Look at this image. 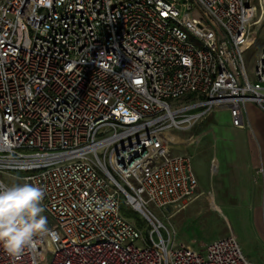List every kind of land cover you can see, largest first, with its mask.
<instances>
[{"label": "built area", "instance_id": "2783aa9c", "mask_svg": "<svg viewBox=\"0 0 264 264\" xmlns=\"http://www.w3.org/2000/svg\"><path fill=\"white\" fill-rule=\"evenodd\" d=\"M263 19L264 0H0V183L43 188L58 237L0 264H252L232 234L203 252L145 236L121 196L153 218L196 196L171 130L264 108V43L243 61Z\"/></svg>", "mask_w": 264, "mask_h": 264}, {"label": "crops", "instance_id": "0c3cea01", "mask_svg": "<svg viewBox=\"0 0 264 264\" xmlns=\"http://www.w3.org/2000/svg\"><path fill=\"white\" fill-rule=\"evenodd\" d=\"M227 112L223 110L207 128L196 133L190 131L189 135L193 136L190 142L184 140L186 137H177L185 145H199L202 152L199 163L194 166L185 145L180 151L190 155L197 179L196 196L184 208L206 195L210 209L232 221L230 232L241 252L240 245H252L244 256L252 264L258 258L264 263V108L255 102H246L243 107L246 124L242 127L232 125ZM205 136L208 138L204 141ZM211 159L216 166L208 188H204L209 181ZM227 234L228 231L223 236Z\"/></svg>", "mask_w": 264, "mask_h": 264}, {"label": "rangeland", "instance_id": "374dc122", "mask_svg": "<svg viewBox=\"0 0 264 264\" xmlns=\"http://www.w3.org/2000/svg\"><path fill=\"white\" fill-rule=\"evenodd\" d=\"M256 4L258 0H253ZM186 9L181 7L180 13H183ZM264 43V19L257 30L256 35L254 36L250 45L243 52V61L246 68L247 73L250 75L252 71V67L254 65L256 56ZM223 108H216L210 111L205 117L200 119L198 122L194 124L190 130L186 131H177L171 130V133L179 138H188L190 131L196 133L201 129L207 128L210 123L213 122L215 118H218L223 114ZM193 111H199V109H193ZM215 111H219V113H215ZM226 111H228L226 109ZM228 113V112H227ZM229 115V113H228ZM208 138L205 136L204 141ZM188 140H186L187 142ZM195 141V140H194ZM193 141V142H194ZM203 141V140H202ZM186 143H177L172 149L176 152L183 151V145ZM190 144V143H189ZM199 145H185V150L187 153L192 156V164H198L200 161V154L202 156V152H200ZM16 175L25 174L22 171H11ZM213 176V170L211 166V161L209 162V181L207 184H204V188H208L211 178ZM122 198V204L124 206V210L127 212V217L142 231L143 234L147 237H150L151 231L154 230L155 225L159 227L160 233L165 238L168 234L171 235L172 238L177 240L178 242H185L190 244L193 248L204 251V245L210 243L212 240L222 237L226 231L228 234L230 232V226L232 221H227L222 215L218 212H214L210 209V204L208 202L207 196L203 195L202 199L196 198L185 208H180L175 210L172 206L157 208L152 203L147 205L148 209L152 212L153 217H150L151 220H148L143 214H141L138 210H134V208L130 204H126L124 201V197ZM43 215L47 218V225L50 226L52 224V219L48 214L43 213ZM155 239H158V234L153 233L152 235ZM242 246V252L246 255L247 251H245L248 246L252 245H240ZM249 247V248H251ZM245 248V249H244ZM255 264H264L261 259H255Z\"/></svg>", "mask_w": 264, "mask_h": 264}, {"label": "clouds", "instance_id": "9594fccd", "mask_svg": "<svg viewBox=\"0 0 264 264\" xmlns=\"http://www.w3.org/2000/svg\"><path fill=\"white\" fill-rule=\"evenodd\" d=\"M44 197V189L30 183H0V246L9 255L18 256L38 238H58L43 215Z\"/></svg>", "mask_w": 264, "mask_h": 264}, {"label": "water", "instance_id": "95a60500", "mask_svg": "<svg viewBox=\"0 0 264 264\" xmlns=\"http://www.w3.org/2000/svg\"><path fill=\"white\" fill-rule=\"evenodd\" d=\"M134 210H138L141 214H143V216H145L148 220H151L149 215L142 209V208H139V207H134Z\"/></svg>", "mask_w": 264, "mask_h": 264}, {"label": "bare ground", "instance_id": "6f19581e", "mask_svg": "<svg viewBox=\"0 0 264 264\" xmlns=\"http://www.w3.org/2000/svg\"><path fill=\"white\" fill-rule=\"evenodd\" d=\"M167 137H170V138H171V136L168 135V134H167ZM132 205L135 206V207H137V206H138V203H137L136 201L133 200V201H132ZM211 205L213 206V204H211ZM150 219H151V218H150Z\"/></svg>", "mask_w": 264, "mask_h": 264}, {"label": "trees", "instance_id": "16d2710c", "mask_svg": "<svg viewBox=\"0 0 264 264\" xmlns=\"http://www.w3.org/2000/svg\"><path fill=\"white\" fill-rule=\"evenodd\" d=\"M121 211L125 214V215H127V212L124 210V206H123V204H122V201H121ZM128 216V215H127Z\"/></svg>", "mask_w": 264, "mask_h": 264}, {"label": "snow or ice", "instance_id": "6c2138e0", "mask_svg": "<svg viewBox=\"0 0 264 264\" xmlns=\"http://www.w3.org/2000/svg\"><path fill=\"white\" fill-rule=\"evenodd\" d=\"M137 83H139V81H137Z\"/></svg>", "mask_w": 264, "mask_h": 264}]
</instances>
